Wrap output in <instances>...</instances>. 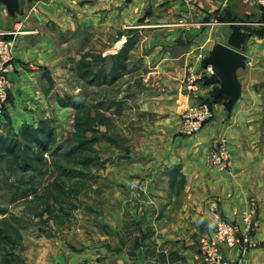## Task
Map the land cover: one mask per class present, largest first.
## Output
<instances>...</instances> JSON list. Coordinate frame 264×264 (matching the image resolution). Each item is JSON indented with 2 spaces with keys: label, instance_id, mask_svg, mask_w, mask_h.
Instances as JSON below:
<instances>
[{
  "label": "crops",
  "instance_id": "0c3cea01",
  "mask_svg": "<svg viewBox=\"0 0 264 264\" xmlns=\"http://www.w3.org/2000/svg\"><path fill=\"white\" fill-rule=\"evenodd\" d=\"M69 1L72 6L68 9H63L60 0L42 8L44 3L40 9H36V1H28L41 25L36 28L30 22L21 23L25 31L21 52L40 48L44 35L40 29L45 24L41 12H85L90 27L111 28L122 40L112 48L108 45L105 49H110L102 58L111 63L126 46L129 49L122 75L132 73L133 81L152 77L162 85L152 89L146 82L147 89L122 93V99L131 100L121 105L123 109L131 107L134 135L142 146L153 145L154 151L124 150L115 160L117 164H132L129 192L133 196L122 204L131 210L132 232H116L113 245L104 239L79 250L70 238L56 236L57 245L37 251L33 264H143L146 259L163 264H208L200 244L216 226L211 203L217 201L221 214L240 226L253 194L259 200L260 218V226L252 232L254 244L241 240L234 247L221 245V251L233 263L264 264V9L257 0ZM180 19L189 24L178 25ZM3 20L11 21V16L2 5L0 23ZM56 22L60 23L58 19ZM0 28V32L6 30L3 25ZM216 42L247 56L246 68L238 70L241 96L231 113L223 104L227 95L213 102L215 119L194 136H184L179 132L183 111L197 99H209L213 87L203 84L196 91L188 90V67L201 70L198 54L208 56ZM33 73L41 77L42 71ZM220 137L229 142V169L207 162L211 140ZM176 175L185 177L179 192L174 183L160 184ZM138 193L142 199L135 196Z\"/></svg>",
  "mask_w": 264,
  "mask_h": 264
},
{
  "label": "rangeland",
  "instance_id": "374dc122",
  "mask_svg": "<svg viewBox=\"0 0 264 264\" xmlns=\"http://www.w3.org/2000/svg\"><path fill=\"white\" fill-rule=\"evenodd\" d=\"M35 1L36 9L57 2H32ZM60 1L63 9L71 8L69 0ZM22 3L20 12L11 17V21L0 23V27L3 25L6 29L2 32L15 28L24 31L22 24L26 22L36 28L41 25L39 17L33 15L34 7L27 4V0ZM41 14L45 24L40 29L44 33L40 48L22 53L24 34L15 40L13 55L15 67L16 63L19 65L18 75L12 72L13 85L0 109V136L15 137L24 124L53 126L60 143L70 137H75L77 143L87 141L84 147H91L87 152L91 162L83 163L80 157H75L74 161L62 153L54 156L46 153L43 163L23 170L11 156L0 159V264H33L37 251L50 250L56 244V236L64 240L70 238V243L79 250L96 246L104 239L113 245L116 232H132L131 210L122 208L124 200L129 202L133 196L129 192L133 184L132 164L128 161L117 164L115 160L124 150H141L147 154L154 151L153 145L150 146L153 150L142 146L134 135L131 107L123 109L122 106V103L130 104L131 100L122 99V93L147 89L146 82L152 89L162 85L152 77L146 80L136 77L138 79L133 81L132 73L107 83L85 77L89 68L111 71L113 62L104 60L101 64L100 57L110 49H105L108 45L112 48L122 38L111 28L90 27L85 22V12ZM6 37L12 36L6 34ZM33 71H42L41 77H36ZM61 97H68L73 105H62ZM20 113L25 116L20 118ZM220 139L225 140L230 151L225 137L211 140L209 151ZM168 180L160 184L174 183L178 186L177 192L185 184V177L181 175ZM135 196L142 199L139 193ZM253 199L257 202L256 217L260 221L256 195L250 196L245 213L253 205ZM259 226L260 222L257 228Z\"/></svg>",
  "mask_w": 264,
  "mask_h": 264
},
{
  "label": "built area",
  "instance_id": "2783aa9c",
  "mask_svg": "<svg viewBox=\"0 0 264 264\" xmlns=\"http://www.w3.org/2000/svg\"><path fill=\"white\" fill-rule=\"evenodd\" d=\"M190 2L192 0H184ZM261 8L264 9V0H257ZM180 26H187L189 22L180 19L177 22ZM25 31L15 28L9 32H1L3 36L0 38V109L6 100L7 92L13 85L12 72L15 69V59L13 55V46L18 35L24 34ZM10 34L12 37H6ZM201 59L202 69L194 70L191 66L188 67L186 75V87L188 90L196 91L199 86L205 84L206 80L214 73L213 66L209 64L204 67L202 60L204 55L198 54ZM216 116V111L208 98L195 100L182 116L180 122V131L183 135L191 136L197 134L202 128ZM207 161L211 166L220 169H228L231 165V154L225 140H217L210 147L207 156ZM253 205L242 219V224L238 226L233 221L225 218L220 210L217 201L211 203V210L216 217V226L214 233L205 234L201 244L200 251L203 259L208 264H245L242 261L233 263L226 259L221 251V245L225 244L229 247L238 245L241 240L249 245H253L252 232L259 225V219L256 217L257 202L253 199ZM176 264H192L190 262H179Z\"/></svg>",
  "mask_w": 264,
  "mask_h": 264
},
{
  "label": "trees",
  "instance_id": "16d2710c",
  "mask_svg": "<svg viewBox=\"0 0 264 264\" xmlns=\"http://www.w3.org/2000/svg\"><path fill=\"white\" fill-rule=\"evenodd\" d=\"M128 49V47L124 46L121 51L113 56V66L109 73L101 67L97 71L89 68L85 77L89 79L92 77L99 78L103 80L101 83L117 80L126 67L123 61L127 59ZM103 61L104 58L100 57L101 64ZM59 100L64 106L73 105L68 97H61ZM218 101H222V97L217 98L214 102ZM74 141L75 137H70L60 143L53 126L40 125L33 127L29 124H24L19 134L15 137L0 136V159L4 160L11 156L23 170H28L36 164L43 163L46 160V153H50L53 156L62 153V155L74 159V161L75 157H80L83 163L90 164L91 158L87 155V152L91 151V147L86 149L84 147L87 141L86 143L85 141L79 143Z\"/></svg>",
  "mask_w": 264,
  "mask_h": 264
},
{
  "label": "water",
  "instance_id": "95a60500",
  "mask_svg": "<svg viewBox=\"0 0 264 264\" xmlns=\"http://www.w3.org/2000/svg\"><path fill=\"white\" fill-rule=\"evenodd\" d=\"M32 2L33 0H28ZM5 6L8 14L15 17L21 10V0H0V6ZM203 66H213L214 73L205 84L213 85L209 102L227 95L223 104L228 113L241 96V82L238 78L239 68H246L247 56L224 43L216 42L208 56L202 60ZM143 264H163L158 260L146 259Z\"/></svg>",
  "mask_w": 264,
  "mask_h": 264
}]
</instances>
